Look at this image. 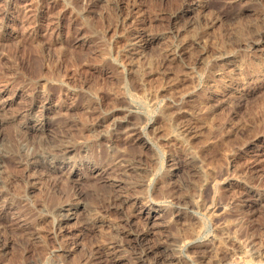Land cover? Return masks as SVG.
<instances>
[{"label":"rangeland","instance_id":"1","mask_svg":"<svg viewBox=\"0 0 264 264\" xmlns=\"http://www.w3.org/2000/svg\"><path fill=\"white\" fill-rule=\"evenodd\" d=\"M0 98V264H264V0H0Z\"/></svg>","mask_w":264,"mask_h":264},{"label":"bare ground","instance_id":"2","mask_svg":"<svg viewBox=\"0 0 264 264\" xmlns=\"http://www.w3.org/2000/svg\"><path fill=\"white\" fill-rule=\"evenodd\" d=\"M0 99H1V98H0ZM0 103H1L2 105H5L4 102H3L2 100H0ZM62 148H63V147H62ZM66 148H67V147H66ZM23 159H24V158H23ZM179 172H180V171H178V173H179ZM121 196H122V195H121ZM124 202H125V201H124ZM122 204H124V203H122ZM122 204H121V205H122ZM143 204H145V203H143ZM133 205H134V204H133ZM76 206H77V205H76ZM149 206H150V205H149ZM149 206H148V207H149ZM80 208L83 209L84 207L81 206ZM140 208H141V207H140ZM151 208H152V207H151ZM78 209H79V207H78ZM84 209H85V208H84ZM153 209H154V208H153ZM70 210H71V209H70ZM139 212H140L139 214L144 215L145 218H146L147 220L153 219L152 217L154 216V212H153L151 209H149V208H147V207H146V208L143 207V208H141V209L139 210ZM157 212H158V211H157ZM157 212H156V213H157ZM156 213H155V214H156ZM158 215H159V214H158ZM155 218H156V217H155ZM138 236H139V235H138ZM127 238H128V240L131 241V242H132V240H133V241H137V237H134V238H132V237H127ZM166 248H167V247H166ZM166 250H167V249H166ZM166 250H165V251H166ZM161 251H163V250H161ZM161 251H160V252H161ZM162 253H163V252H162ZM259 253H260V254H259ZM166 254H167V252H166ZM261 254H262V250L260 251L259 249H256V250L254 251V255H255V257H256V256H259V255L261 256ZM161 255H162V254H158V256H161ZM167 256H169V255L167 254Z\"/></svg>","mask_w":264,"mask_h":264}]
</instances>
